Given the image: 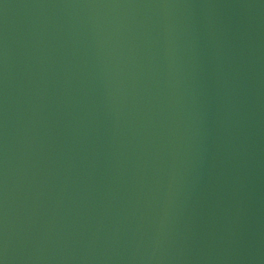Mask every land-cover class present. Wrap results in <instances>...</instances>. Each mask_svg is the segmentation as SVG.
Here are the masks:
<instances>
[{"label":"water","instance_id":"obj_1","mask_svg":"<svg viewBox=\"0 0 264 264\" xmlns=\"http://www.w3.org/2000/svg\"><path fill=\"white\" fill-rule=\"evenodd\" d=\"M3 264H264V0H0Z\"/></svg>","mask_w":264,"mask_h":264},{"label":"snow or ice","instance_id":"obj_2","mask_svg":"<svg viewBox=\"0 0 264 264\" xmlns=\"http://www.w3.org/2000/svg\"><path fill=\"white\" fill-rule=\"evenodd\" d=\"M0 264H3V261L2 260H0Z\"/></svg>","mask_w":264,"mask_h":264}]
</instances>
